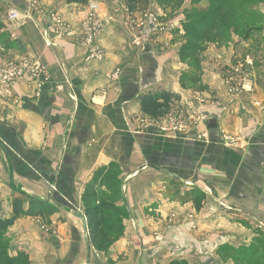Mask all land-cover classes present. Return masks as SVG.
I'll use <instances>...</instances> for the list:
<instances>
[{
  "label": "crops",
  "instance_id": "obj_1",
  "mask_svg": "<svg viewBox=\"0 0 264 264\" xmlns=\"http://www.w3.org/2000/svg\"><path fill=\"white\" fill-rule=\"evenodd\" d=\"M91 1L99 5L101 18L111 19L99 39L104 49V61L100 64L84 61L86 51L80 25L86 16V6L68 5L65 0H0L3 25L0 31L21 44V49L10 50L0 44V65L27 58L46 66L50 74V82L39 90L35 80L24 77L16 82L10 100L0 96L1 215L11 216L10 200L16 192L63 206L55 193L58 192L70 202L68 205L74 204L80 201L94 171L115 162L121 168L123 200L129 211L125 222L138 229L137 239L150 238L152 229H160V224L171 221L162 233L164 242H177L190 250L201 238L215 239L214 224L220 221L221 205L231 208L230 212L240 218L264 224V111L255 105L264 100V69L253 74L252 95H229L218 84L215 71L207 69L222 70L225 63L230 65L235 60L230 48L243 44L236 39L226 45L213 44L219 48L218 52L210 48L207 53L210 59L202 62V77L208 73L213 80L208 82V92L182 90L179 75L185 65L177 57L179 39H173L171 33L163 37L150 34L130 24L123 0ZM152 6L150 0L148 10ZM13 8L30 12L40 29L57 30V37L49 31L54 46L44 45L39 28L33 23L10 26L7 12ZM177 15V19L173 14L166 23L180 29L182 15ZM50 16L61 25L58 27ZM136 37L143 50L134 46ZM225 47H229V53ZM212 53L223 55V61ZM115 68L121 74L114 84L104 76ZM211 84L215 87L213 91ZM156 88L179 94L188 115L199 112L206 120H214L216 128L207 131L208 140L192 138L200 131L202 134L200 128H192L190 137L185 138L160 139L153 134H136L133 115L144 116L137 97ZM220 131L241 136L247 146L241 149L224 146L219 140ZM172 178L181 183V193L191 188L203 191L205 198L198 211L193 202L181 204L168 197L165 184ZM58 215L51 217L52 226ZM63 219L67 227L58 226L65 239L63 244L56 247L54 239L48 236L36 254L43 264L46 258L50 264L85 261L79 254V245L78 250L71 249L79 240L76 218L68 214ZM151 223L154 228L149 226ZM35 224L33 219H17L8 235L14 237L12 241L22 236L32 242L35 236L30 233ZM210 228L214 229L208 236L206 231H211ZM87 244L85 234L83 250L90 256L93 253L90 262L99 259L100 253L92 248L90 253ZM175 247L165 248V253L161 252L163 257L175 252ZM154 250L156 253L161 248ZM17 252L25 253L22 248ZM10 253L17 255L16 251ZM47 254L50 258L45 257ZM145 260L144 264H148L149 259Z\"/></svg>",
  "mask_w": 264,
  "mask_h": 264
},
{
  "label": "trees",
  "instance_id": "obj_2",
  "mask_svg": "<svg viewBox=\"0 0 264 264\" xmlns=\"http://www.w3.org/2000/svg\"><path fill=\"white\" fill-rule=\"evenodd\" d=\"M91 0H65V3L86 6ZM159 8L173 5L181 9L182 22L177 33L181 34V44L177 57L185 69L180 72L179 86L185 91L203 92L201 83L203 61L201 53L207 43L226 45L232 38L227 31L234 29L243 41L245 36L256 30L264 31V0H153ZM188 4L183 7V3ZM127 13L135 17L150 6V0H123ZM205 4V5H204ZM261 6V7H260ZM3 29L0 23V30ZM0 44L5 50L21 49L17 40H11L7 32L0 31ZM260 44V41L257 42ZM139 110L152 120H162L172 111H183L179 94L156 88L137 97ZM178 112V113H179ZM183 113V112H181ZM186 114H184V117ZM121 168L115 162L97 168L85 184L80 201L90 247L101 254L106 253L123 230V220L129 217L128 208L123 200ZM181 183L170 179L165 184L168 197L178 203L193 202L198 211L205 194L198 188H191L181 193ZM11 216L4 218L0 208V239L17 219L23 216L34 217L48 223L57 209L45 200L31 198L22 192H16L10 200ZM0 264H29L19 255L12 257L7 249L0 246ZM168 264H187L172 260Z\"/></svg>",
  "mask_w": 264,
  "mask_h": 264
},
{
  "label": "rangeland",
  "instance_id": "obj_3",
  "mask_svg": "<svg viewBox=\"0 0 264 264\" xmlns=\"http://www.w3.org/2000/svg\"><path fill=\"white\" fill-rule=\"evenodd\" d=\"M151 3L153 6L151 7V12L154 13L155 15L158 16V20L160 23L164 26L167 27V31L165 33V36L169 33L172 34V38H177L175 39L176 41L179 39L181 40V34L179 32L177 33V29L175 27H172L171 24L166 23L169 21V17L173 18L174 14V19H177L178 13L181 14V9H175L173 8L174 6H165L164 8H159L155 5L154 1L151 0ZM188 4V1H185L183 3V7ZM205 5V4H204ZM263 8V5H261ZM260 6V7H261ZM264 9V8H263ZM104 18V17H103ZM138 19V18H137ZM134 19V20H137ZM177 21V20H176ZM130 23V19L128 20ZM180 22V21H179ZM135 24L137 22H134ZM134 26H136L133 23H130ZM170 28H169V26ZM102 31L100 36L98 37L96 44L100 47L103 53V59L100 61H104V49L102 46L99 44V39L103 35L105 29ZM141 29V27H139ZM176 29V30H175ZM142 31H149L151 30L149 28L146 29H141ZM238 32L235 31L233 28L227 31V36L229 38L240 40L241 38L238 37ZM150 34H155L151 32ZM174 35H177L176 37ZM160 37H163L162 35ZM139 38V37H136ZM243 41L241 42L243 45H239L237 43L236 47L234 46L232 49V58L235 60L232 62L230 61V65L226 64L223 65L222 70L218 68V70H213V69H207L208 71H215L217 74L218 78V84L221 85L223 88L224 86V91L232 96H235L237 94H230L227 90V86L225 85L226 79L232 74L234 68H236L238 65H240L243 61H245L246 58H249L251 61V66L248 68L249 73L254 74L256 71H260L261 69H264V31L263 32H256V30H253L249 34L242 36ZM260 41V44H257V42ZM231 42L228 41V43ZM240 42V41H239ZM214 43H207L206 46L204 47V51L201 53V58L202 61H204L205 58L210 59L208 54L210 51V48H214L215 51H217L219 48L215 47L213 45ZM213 45L214 47H212ZM217 45V44H215ZM211 46V47H210ZM227 48L225 47V51L227 52ZM209 49V50H208ZM208 50V52H207ZM86 51V49H85ZM218 52V51H217ZM220 53H212L214 57L216 56L217 60L220 58L217 56H220L222 58L221 61H223V55H219ZM231 55V54H229ZM225 56V55H224ZM86 57V54H85ZM231 59V58H229ZM85 60V59H84ZM100 63H94V64H100ZM88 64V63H86ZM118 73V78H111L114 73ZM217 71V72H216ZM221 71V72H220ZM121 70L119 68H115L112 70V72L105 74V78L107 81L110 83H117V81L120 78ZM204 74V73H203ZM209 74L207 73L204 77H202V83L201 91H207L209 89L208 82H212L213 80L208 77ZM216 81V82H217ZM203 82L206 84L204 85ZM212 85V84H211ZM219 87V86H216ZM207 88V90H205ZM214 86H210V90H214ZM202 98V97H201ZM264 101V100H263ZM262 101V102H263ZM184 105V104H182ZM185 106V105H184ZM179 111H172L168 116H166L162 120H152L147 117H144L142 115H133V119L136 121L135 125V133H140V134H148V135H156L160 139H173V138H178V137H190L188 135L191 131L192 128H200L202 130V133H207V124L209 123L208 120L203 118L199 112H193L190 113L189 115L186 112V106L184 108L183 113ZM184 114L186 116L184 117ZM151 121H155L152 123ZM214 121V120H213ZM207 123V124H205ZM206 125V127H205ZM163 129V130H162ZM201 132V131H200ZM199 133H195L194 137L196 138L197 135H200ZM227 134L222 131H220L219 136ZM231 137L239 138L241 136L239 135H230L227 134ZM205 140H208V137L205 138ZM220 142L224 144L222 139H219ZM247 146V142L243 140L242 143L239 144V147H229V148H244ZM57 197L59 198L60 202L63 204L61 205H56L51 202H49L51 205H53L56 209L57 212L55 214H59V219H56L55 226L51 225V217L54 216L52 215L49 219L48 223L43 222V220L39 218H34V217H27L23 216L20 217L19 219H33L35 220V229L31 231V235H34L35 238L31 241H27L24 239L22 236L15 238L14 241H12L14 238H12L8 235L9 231H7L0 239V246H3L7 249L9 254L11 255V252L17 253V255H11L12 257H18L19 255H23L27 260L29 264H43V260H39L38 256L36 255L39 252V248L43 245L44 242H47V237L50 236L54 239L53 243L56 247L59 245L61 246L64 242V238L59 234L58 226L64 227L65 220V215L71 214L76 218V225L77 227V234L79 237V240H77V245L72 247L71 249L78 250V245H79V254L85 258L84 262L82 264H144L149 261L148 264H154L153 261H155V264H168L172 260L176 261H182L187 264H264V224L263 223H257L254 221H250L249 219L245 220L244 218L238 217V215L231 213V208L229 207H223V205L218 206L220 208V211H223L227 213L226 215L222 214L219 216L220 221L218 223H215V239L211 238H201L200 242L196 246H192L190 250H188L186 247H182L179 245L177 242L175 243H165L164 242V233L165 229L171 225V221L167 222L165 224H160V229L154 228L153 224H149L150 227L154 228L150 232V238L146 240L142 239H137V233L138 229L131 225L130 223H126L124 219L123 220V230L118 234L119 236L115 239V242L113 245L110 247V249L104 253V254H99L98 257L99 259H95V261L91 260V256L93 255L92 249L88 244L86 245L88 248V251L92 254L90 256L87 255L85 250H83V243L85 241V234H87L86 229L84 228V217H83V208H82V203L81 201L77 200L74 204L71 203L68 200L63 199V195L59 194L58 192H55ZM30 197V196H29ZM32 198V197H31ZM46 201V200H45ZM48 202V201H47ZM194 206V204H193ZM201 206V204H200ZM1 208V207H0ZM195 209V207H194ZM196 210V209H195ZM197 211V210H196ZM237 216V217H235ZM53 218V217H52ZM226 218V219H223ZM222 220H227L223 221ZM228 224V225H227ZM135 225V224H134ZM232 225V226H231ZM140 226H143L142 224ZM43 227V229H42ZM67 227V226H66ZM195 224L191 226V228L194 230ZM235 227V228H234ZM85 229V230H84ZM214 228H210L209 230L211 231H206L208 233V236L210 233H212V230ZM34 234H33V233ZM205 232V231H204ZM211 236V235H210ZM213 236V235H212ZM132 237V238H131ZM41 238H46L45 241L42 240ZM70 239V238H69ZM68 241H72L69 240ZM40 242V246L38 244ZM33 243V245L31 244ZM176 246L174 250H176L173 253H166L163 257L162 253L164 254L165 248L168 246ZM23 249L25 253L23 252H17L18 249ZM156 248H161L158 252L154 253V249ZM162 252V253H161ZM161 253V255H160ZM31 254V256H29ZM87 255V258H86ZM50 258V254L45 255V257ZM94 256V255H93ZM163 257V259H162ZM93 258V257H92ZM143 258V259H142ZM156 258V259H155ZM46 263L45 264H50V262L45 259ZM159 261V263H158ZM57 263V262H56Z\"/></svg>",
  "mask_w": 264,
  "mask_h": 264
},
{
  "label": "built area",
  "instance_id": "obj_4",
  "mask_svg": "<svg viewBox=\"0 0 264 264\" xmlns=\"http://www.w3.org/2000/svg\"><path fill=\"white\" fill-rule=\"evenodd\" d=\"M137 18L131 17L130 23L135 24L134 22H137L135 25L138 28H149L151 32L156 35H164L167 31V27L162 25L158 20V16L150 10H146L145 12L139 14ZM50 19L51 21L53 20L58 27L61 25L60 21L53 18V16H50ZM7 21L10 26L14 27L22 26L25 23H33L37 29L39 28L44 45L47 48L54 46L49 35V31L53 32L56 37L58 31L52 29H40L39 24H36L30 12L26 13L14 8L10 9L7 12ZM110 22L111 19L100 17L99 5L96 2H88L86 5V16L80 25L83 47L86 49L85 63H100L103 59L102 50L96 44V41L104 28L110 25ZM133 44L141 50L144 49L139 38H134ZM251 64L250 59L246 58L245 61L234 68L232 74L226 79L225 85L227 86V90L230 94H253L254 78L253 74L248 71ZM118 73L119 71L114 73L111 78H118ZM24 77H29L30 79L35 80L37 83V90L41 89L44 83L50 82V74L47 67L41 63L27 58L11 61L5 65H0V96L10 100L13 95L12 92L16 82ZM66 84L69 85V82L66 81ZM255 105L260 109V111H264V101ZM151 122L154 123L155 121ZM219 137L223 140L224 144L229 147H239V144L244 140L242 137L235 138L227 134H223L222 136L220 135ZM205 138H207V133L197 135L195 139L202 141L205 140Z\"/></svg>",
  "mask_w": 264,
  "mask_h": 264
},
{
  "label": "water",
  "instance_id": "obj_5",
  "mask_svg": "<svg viewBox=\"0 0 264 264\" xmlns=\"http://www.w3.org/2000/svg\"><path fill=\"white\" fill-rule=\"evenodd\" d=\"M216 128V124L213 120L209 121V123L207 124V129L208 130H212Z\"/></svg>",
  "mask_w": 264,
  "mask_h": 264
}]
</instances>
